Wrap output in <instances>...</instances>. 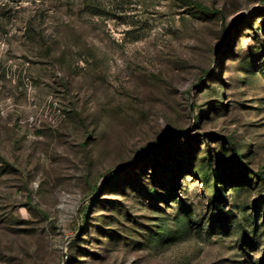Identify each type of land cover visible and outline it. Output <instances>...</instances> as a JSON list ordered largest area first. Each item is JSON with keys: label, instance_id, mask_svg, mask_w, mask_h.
<instances>
[{"label": "rangeland", "instance_id": "1", "mask_svg": "<svg viewBox=\"0 0 264 264\" xmlns=\"http://www.w3.org/2000/svg\"><path fill=\"white\" fill-rule=\"evenodd\" d=\"M193 1L0 0V264H264V0Z\"/></svg>", "mask_w": 264, "mask_h": 264}, {"label": "trees", "instance_id": "2", "mask_svg": "<svg viewBox=\"0 0 264 264\" xmlns=\"http://www.w3.org/2000/svg\"><path fill=\"white\" fill-rule=\"evenodd\" d=\"M183 1L184 3H186L188 6H191V7H196V8H204L201 4L197 3V2H194L193 0H181ZM259 175V174H258ZM257 175V176H258Z\"/></svg>", "mask_w": 264, "mask_h": 264}, {"label": "bare ground", "instance_id": "3", "mask_svg": "<svg viewBox=\"0 0 264 264\" xmlns=\"http://www.w3.org/2000/svg\"><path fill=\"white\" fill-rule=\"evenodd\" d=\"M119 130V129H118ZM115 139V138H114Z\"/></svg>", "mask_w": 264, "mask_h": 264}]
</instances>
